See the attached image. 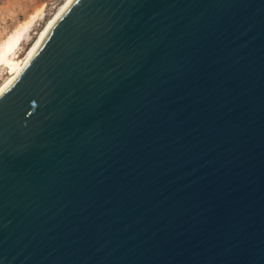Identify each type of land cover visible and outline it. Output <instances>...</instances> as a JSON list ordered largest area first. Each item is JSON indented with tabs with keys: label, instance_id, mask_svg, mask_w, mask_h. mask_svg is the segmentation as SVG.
I'll return each instance as SVG.
<instances>
[{
	"label": "water",
	"instance_id": "95a60500",
	"mask_svg": "<svg viewBox=\"0 0 264 264\" xmlns=\"http://www.w3.org/2000/svg\"><path fill=\"white\" fill-rule=\"evenodd\" d=\"M0 264H264V0H71L0 91Z\"/></svg>",
	"mask_w": 264,
	"mask_h": 264
},
{
	"label": "rangeland",
	"instance_id": "374dc122",
	"mask_svg": "<svg viewBox=\"0 0 264 264\" xmlns=\"http://www.w3.org/2000/svg\"><path fill=\"white\" fill-rule=\"evenodd\" d=\"M65 0H0V85Z\"/></svg>",
	"mask_w": 264,
	"mask_h": 264
},
{
	"label": "bare ground",
	"instance_id": "6f19581e",
	"mask_svg": "<svg viewBox=\"0 0 264 264\" xmlns=\"http://www.w3.org/2000/svg\"><path fill=\"white\" fill-rule=\"evenodd\" d=\"M71 0H65L59 8L56 10V12L47 20L45 26L42 28L40 33L38 34L37 38L35 41L30 45L28 48V51L24 57L20 58L19 61L15 64L12 63H1L3 66L6 67V69L11 68V71L9 72V77L0 85V91L1 89L5 86V84L11 80L19 71L20 69L24 66V64L27 62L29 57L32 55V53L35 51L37 46L40 44L44 36L46 35L48 29L50 28L51 24L53 21L56 19L58 14L69 4Z\"/></svg>",
	"mask_w": 264,
	"mask_h": 264
}]
</instances>
